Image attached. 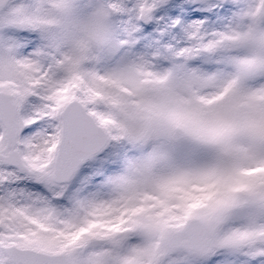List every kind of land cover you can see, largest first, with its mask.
<instances>
[{
    "label": "snow or ice",
    "instance_id": "obj_1",
    "mask_svg": "<svg viewBox=\"0 0 264 264\" xmlns=\"http://www.w3.org/2000/svg\"><path fill=\"white\" fill-rule=\"evenodd\" d=\"M0 264H264V0H0Z\"/></svg>",
    "mask_w": 264,
    "mask_h": 264
}]
</instances>
